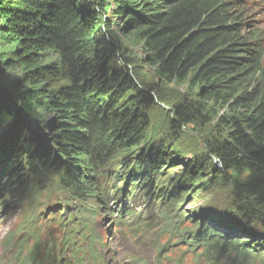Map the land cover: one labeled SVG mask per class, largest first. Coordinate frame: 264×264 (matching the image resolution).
Listing matches in <instances>:
<instances>
[{"label":"trees","instance_id":"obj_1","mask_svg":"<svg viewBox=\"0 0 264 264\" xmlns=\"http://www.w3.org/2000/svg\"><path fill=\"white\" fill-rule=\"evenodd\" d=\"M244 1L0 0V114L12 97L25 110L0 134V175L12 172L19 186L21 171L43 173L44 191L60 198L52 208L72 211L51 218L46 229L62 235L35 239L26 264H39L42 249L57 256L52 264L97 260L102 242L82 214L137 192L170 210L158 233L197 261L264 263V38L246 15L260 0ZM182 85L186 94H166ZM155 111L165 122L147 140ZM41 112L44 142L27 133ZM218 188L226 203L189 217L179 210ZM25 193L20 186L0 204ZM29 219L18 230L36 238ZM7 244L21 254L27 241Z\"/></svg>","mask_w":264,"mask_h":264},{"label":"rangeland","instance_id":"obj_2","mask_svg":"<svg viewBox=\"0 0 264 264\" xmlns=\"http://www.w3.org/2000/svg\"><path fill=\"white\" fill-rule=\"evenodd\" d=\"M243 3L245 2L244 0H241ZM250 1V0H247ZM260 9L257 10L253 7H250L247 9V20L250 23V26L255 27L256 29L260 30L262 33V37L264 38V0H260ZM263 45H264V40H263ZM132 55L137 54L138 56H141L138 54L137 51L131 52ZM264 60V59H263ZM138 64V71L139 72H146L145 68L146 66L143 64V62H139ZM2 68V67H1ZM0 75H1V69H0ZM6 75V72L4 73ZM3 75V76H4ZM17 74H15L16 76ZM2 76V78H4ZM147 80L150 82L155 81V75H152L151 77H147ZM175 91L169 90L166 92L167 95L175 97V95L179 94H186V87L184 85L176 87ZM1 95L7 96L8 97V92L6 90ZM10 96V95H9ZM1 99V98H0ZM12 102L10 103V110L7 111L8 114L6 116H2L1 114V127H0V134H2V131H7L12 122L14 121L12 117L9 116V114L12 112L14 114H22L24 110V104L21 105V103L17 100H14L12 97ZM0 111H3L0 109ZM10 114V115H11ZM39 116V119H34L32 118L29 120L28 124L30 125L28 128L30 130L27 131L29 134L28 138L31 137V135H35L34 139L36 141H41L44 142L45 139V134L44 132V126L43 122H46L45 120L47 119L46 115L41 112ZM24 116V115H23ZM165 112L163 111H155L153 116H152V126L150 130L147 133V140H152L156 138V136L159 135L161 132L164 122H165ZM45 119V120H44ZM49 119V118H48ZM27 138V139H28ZM186 138V137H185ZM183 144L187 143L185 139L182 141ZM181 145V143H179ZM202 146V144H201ZM197 148H199L197 146ZM13 158V157H12ZM12 159H8L5 164H8L11 162ZM4 172L6 169H2ZM172 169H165L163 170L164 176H167L168 172H170ZM23 175H26L23 177L25 180L23 181L22 185L17 186V182L13 179L14 176L11 174L7 175L6 177H3L0 175V200L5 194L10 195L13 194L14 191H16L20 186L24 187V190L26 191L25 197L20 201V204L17 203H9L4 206L0 204V262L2 260V256L7 253L11 255L14 259L17 257H25L28 250L33 246L34 242L36 241L35 239L39 240H44L45 235H54L56 234L57 238H59L60 233L58 228L56 227H51L47 228L46 226L49 225V221L51 220L52 217H54L56 220L60 216H64L66 218L69 213L72 211L66 209L64 210L63 207H58V208H52V204L57 202L60 198L58 197L57 193L53 191L51 188H49L48 193L44 191V185L45 181L48 179V176L45 174H41L40 172H36V174L32 172H24L21 171ZM171 173V172H170ZM137 198L140 199L141 201L139 204H137L135 207L136 209H139V207H143L144 210H146L149 213V217L152 218L149 221V228L140 230L139 234L141 237L142 231H143V238L139 241L138 244H134L133 242H128L126 239L123 238V241H118L114 236H111V234L108 232V242L111 244V237L112 240L114 239V243L109 245V251L114 252L113 256L115 260H125V257H130L133 258L134 255L145 259L146 264H149L154 257L156 256V251L159 249H162L164 254L169 253L170 251H174L176 249L181 250L183 246L181 247L180 244H176L175 241L169 240L167 242V239L169 238L168 236L165 235H160L158 234L159 230V224L162 223L164 220V217L169 216L168 210L164 209L163 204L158 202L157 200L154 199L152 196H147V195H141V193L137 192L136 193ZM159 200V199H158ZM226 200H228V196L225 194L224 189L218 188L212 191L211 193H208L206 196H203L200 198V200L194 204H191L192 199L191 197L185 198L183 203L180 206V210L183 212H187L186 216L189 217L192 215L190 213L191 211H194L195 213H203V212H208V209H214L217 207L219 203H226ZM140 205V206H138ZM159 205V206H158ZM209 206V207H208ZM220 206V205H218ZM207 207V208H205ZM99 213L95 217L93 214V211H87L83 213L82 215L86 217L87 219L85 220H90L91 225L95 222L93 226H95V232L100 233L102 230V227L108 228L109 220H111L110 216L104 215L105 209H100ZM28 215H30L29 220H32L33 223L37 226L38 230H41L42 233H39L36 238H26L25 235L22 234L21 231L18 230L20 225H25L28 224L29 222H25V217H26V212ZM176 211V210H175ZM60 212L61 215H60ZM54 214V216H53ZM217 214V213H216ZM72 216V215H71ZM84 217H82L84 219ZM93 219V220H92ZM76 222L78 221V217H76ZM181 225L180 228L188 226V221L187 220H182L181 217ZM72 227L69 226V229ZM24 229V228H23ZM68 230V229H67ZM263 231V232H262ZM260 233L264 236V230H262ZM247 232V231H246ZM123 235L128 234V228L124 227L122 230ZM255 235V234H254ZM246 238H254V240L259 239L258 235H255V237H252L249 235V233H246ZM53 240V239H52ZM7 241H14L16 243H24L27 241V244L23 248L21 254H17V249L9 248V244H7ZM144 243V244H143ZM174 244V245H173ZM16 249V250H15ZM161 250V251H162ZM178 251L177 253L175 252L171 259L174 263V259L178 257L179 255ZM119 264V263H118ZM254 264H261L259 262H255ZM264 264V263H262Z\"/></svg>","mask_w":264,"mask_h":264},{"label":"bare ground","instance_id":"obj_3","mask_svg":"<svg viewBox=\"0 0 264 264\" xmlns=\"http://www.w3.org/2000/svg\"><path fill=\"white\" fill-rule=\"evenodd\" d=\"M128 198H130V197H128ZM13 200H14V199H13ZM84 223H86L88 226H90V227H91V230H93L94 227H95V226L91 225L90 222H88V221H85ZM167 240H168V239H167ZM171 240L175 241L174 239H171ZM81 248H82V246H80V249H81Z\"/></svg>","mask_w":264,"mask_h":264}]
</instances>
